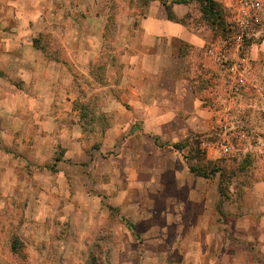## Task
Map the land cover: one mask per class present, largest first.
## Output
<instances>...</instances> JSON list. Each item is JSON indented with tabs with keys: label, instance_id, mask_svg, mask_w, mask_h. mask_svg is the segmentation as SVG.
Wrapping results in <instances>:
<instances>
[{
	"label": "crops",
	"instance_id": "1",
	"mask_svg": "<svg viewBox=\"0 0 264 264\" xmlns=\"http://www.w3.org/2000/svg\"><path fill=\"white\" fill-rule=\"evenodd\" d=\"M63 1L66 4L60 10V34L57 32L60 44L49 46L48 52L53 50L54 53L48 55L33 38L46 33L52 37L57 35L50 29L51 12L44 6L53 2L0 0V103L5 106L0 108V134L3 130L10 131L9 139L0 141V174L4 171L2 154L8 161L11 159L12 155L6 151L9 147L15 148L16 144L29 148L30 153L23 159L29 195L37 189L32 186V171L36 166L31 162L34 155H42L45 143L64 150V160L58 164L62 161L79 164L94 159L93 153L88 154L83 147L86 132L74 105L79 95L86 94L82 93L86 78L93 80L91 67L103 50L109 14L97 15L99 11L93 10L72 15L71 0ZM171 1H149L142 7L141 14L130 18L132 37L121 49L118 72L112 65L107 66L109 87L121 95L125 106L119 102L109 114L113 119L104 140L111 144L110 149L115 154L123 145L127 152L130 151L127 147L140 150L142 143L153 152L175 150L173 169L171 165L168 167V175L176 193L186 197L179 216L175 217L179 220L175 221V226L189 232L179 240V244L188 246H180L175 259L165 260L166 264H256V255L249 247L256 242L264 244V156H256L254 160L259 178L252 182L243 204L224 203V215H220L216 179L191 173L185 154H189L193 146L194 135L207 130L211 122V113L200 99V95H208L199 85L200 72L209 70L216 76L225 75L221 60L229 49L207 25L197 23L199 14L192 2L172 4L173 19H169L164 5ZM214 1L227 10L228 0ZM73 21L76 23L71 25ZM82 22L88 25L87 29L86 24L79 28ZM263 30L264 24L260 26L259 35ZM72 37H79L80 43ZM80 37H97V44L88 46L85 38ZM181 45L189 46L190 53H185ZM256 45L249 48L252 56L258 52L264 56V42ZM15 68H18L15 76L19 79L12 75ZM1 116L11 118L8 127ZM18 119L27 123L22 124ZM20 132H29L30 137L22 134L17 137ZM174 144L180 149H175ZM52 152L54 154V150ZM215 158L208 155L205 163L213 164ZM190 164L197 166L199 161L191 157ZM168 169L165 167L166 172ZM4 178L18 177L14 172H4ZM57 181L61 186L49 190L60 191L62 195L64 185L70 188L71 178L63 170ZM2 192L3 195L15 194ZM113 241L120 243L121 239L115 237ZM257 257L260 260L259 255Z\"/></svg>",
	"mask_w": 264,
	"mask_h": 264
},
{
	"label": "rangeland",
	"instance_id": "2",
	"mask_svg": "<svg viewBox=\"0 0 264 264\" xmlns=\"http://www.w3.org/2000/svg\"><path fill=\"white\" fill-rule=\"evenodd\" d=\"M51 1L53 5L44 6L51 12L50 29L59 33L62 20L60 10L66 3L63 0ZM80 1L71 0L70 14H84L93 10L99 11L97 15L109 14L107 31L103 35V50L96 64L91 67L93 80L86 78L82 90V93L86 94L79 95L74 105L79 112L82 110L81 106L86 107L82 110H87L83 147L88 154L93 153L94 159L90 158L88 162L79 164L67 161L58 164L64 160V150L53 147L51 143H45L42 155L33 156L32 153L35 159L31 165L36 166V169L32 171L31 180L32 186L37 189L32 190L29 195V179L25 178L23 159L30 153V149L16 144L15 148L9 147V150H6L12 155L9 161L8 157L2 154L4 171L0 174V264H166L165 260L175 259V252L178 248L181 249L180 246H188L179 244V240L189 232L175 226V221L179 222L175 217L179 216L181 204L186 201V197L176 193L174 183L168 175V167L171 165L173 169L175 150L171 153L165 149L153 152L152 148L142 143L140 150L126 146L130 149L127 152L123 145L115 154V151L110 149L111 144L104 140L105 132L113 119L109 114L115 111L119 102L125 106L121 95H117L115 88L109 87L107 66L112 65L118 72L116 67L119 54L124 43H129L132 37L130 18L141 14L142 7L153 0ZM258 1L262 6V28L264 0ZM189 2H192L198 11L197 23L207 25L223 44L227 42L228 48L230 37L226 39L227 36H221L217 17L204 13L201 5L203 0ZM75 23L70 22L71 25ZM83 23L80 29L86 24ZM58 33L53 37L47 33L40 34L33 38L34 43L45 54L53 55L54 51L48 52V49L49 46L56 47L60 44ZM72 38L76 39V43H80L79 37ZM80 38H85L83 40L88 46L97 44V37ZM263 42L264 30L253 44L258 46ZM181 47L185 53H190L189 46ZM249 48L246 55L249 58L250 74L246 86L237 94L241 96L236 102L240 111L237 120L244 123L243 128L224 132L215 127L213 110L223 107L227 102V95L233 94L229 90L227 74L216 76L209 70H201L199 79L204 81L208 94L201 95L202 105L211 113V122L207 130L194 135L193 146L189 154H185L189 166L191 157H196L199 161V165L193 164L197 173L216 179L220 195L216 202L220 205V208H217L222 213L220 215H224V203L243 204L252 182L259 178L257 165L254 164L257 155L249 151L246 156L226 158L210 147L202 151L199 143L202 140L210 143L225 140L242 145V133L247 134L254 143L258 138H264V113L257 108L264 100V56L258 52L253 57ZM17 70L18 68L13 69L12 75L19 79V76H15L19 73ZM220 78L222 81H219ZM73 81L77 83V80ZM18 88H21L20 85ZM0 108H5L4 104L0 103ZM2 119L8 127L11 118L1 116ZM18 121L27 123L26 120ZM9 132L8 129L3 130L0 141L9 139ZM20 134L30 137L29 132H20L16 136ZM122 153L123 155L119 156ZM208 155L216 157L213 164L205 163V160L208 161ZM63 170L67 177L71 178L68 183L70 188L67 189L64 185L62 195L59 194L60 191L50 192L49 188L61 186L57 178ZM4 172H14L18 178L5 179ZM2 191H13L15 194L3 195ZM115 237L120 238L121 242L115 243ZM15 239L20 242V245L16 243L21 252L19 254H13L11 249ZM263 245L256 242L249 247L256 255V264H264ZM114 257L117 259H113Z\"/></svg>",
	"mask_w": 264,
	"mask_h": 264
},
{
	"label": "built area",
	"instance_id": "3",
	"mask_svg": "<svg viewBox=\"0 0 264 264\" xmlns=\"http://www.w3.org/2000/svg\"><path fill=\"white\" fill-rule=\"evenodd\" d=\"M261 11L262 6L258 0H228L225 23L232 35L229 52L222 58L221 65L227 74L229 90L233 95H227L224 106L213 110L214 124L220 131L231 132L244 126L243 122L237 120L240 111L236 106L237 99L241 96L237 94L246 86L250 74L249 58L244 53L243 43L258 38ZM257 108L264 113V100ZM240 136L244 141L242 145L225 140L218 143L202 140L199 147L202 151H206L209 147L216 149L226 158L246 156L249 151H253L257 156H264V138H258V141L254 143L247 134L242 133Z\"/></svg>",
	"mask_w": 264,
	"mask_h": 264
},
{
	"label": "trees",
	"instance_id": "4",
	"mask_svg": "<svg viewBox=\"0 0 264 264\" xmlns=\"http://www.w3.org/2000/svg\"><path fill=\"white\" fill-rule=\"evenodd\" d=\"M189 2V0H174V1H172L169 5H164V7H165V10H166V13H167V17L169 18V19H173V15H172V11H171V6H172V4H186V3H188ZM202 5V8H203V11H204V13H210V14H213V16H215V17H217L218 19H219V22H220V24H219V27H220V31H221V36L223 37V36H227L226 37V39L228 38V37H231V35L232 34H230L231 32H230V29L228 28V26L226 25V23H225V18H226V15H227V12L226 11H224L222 8H221V6L220 5H218L214 0H203V4H201ZM212 25H214V24H212ZM223 39V38H222ZM229 39V38H228ZM222 41V40H221ZM224 41V40H223ZM227 43V42H226ZM226 43L224 44V46L226 47L227 45H226ZM254 43V41H251V40H249V41H245L244 43H243V50H244V53H247L248 52V48L252 45ZM227 48V47H226ZM204 81L203 80H201V79H199V85H202V87H204ZM204 89H205V87H204ZM200 99H201V102H202V104H203V99H202V96L200 95ZM81 108H82V110L83 109H86V107H84V106H81ZM80 111L79 112V123H80V125H81V127H82V129L83 130H86V117H87V113H86V111ZM173 147L175 148V149H180V147H179V145L178 144H174L173 145ZM87 153H88V151H86ZM189 168H190V171H191V173H193L194 175H196V176H205L204 174H199V173H197V170L195 169V167H193V166H189ZM218 205H219V203H218ZM217 205V208L219 207L220 208V205L218 206ZM219 214H222L221 213V211H219ZM15 242V243H14ZM13 242V244L11 245V249H12V252H13V254H19V253H21V252H19V250L17 249V246H16V243L18 244V245H20V242L17 240V239H15V241Z\"/></svg>",
	"mask_w": 264,
	"mask_h": 264
}]
</instances>
